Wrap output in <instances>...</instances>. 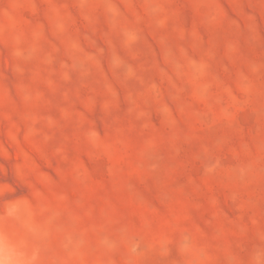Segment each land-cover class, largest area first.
Listing matches in <instances>:
<instances>
[{
  "label": "rangeland",
  "instance_id": "rangeland-1",
  "mask_svg": "<svg viewBox=\"0 0 264 264\" xmlns=\"http://www.w3.org/2000/svg\"><path fill=\"white\" fill-rule=\"evenodd\" d=\"M0 264H264V0H0Z\"/></svg>",
  "mask_w": 264,
  "mask_h": 264
}]
</instances>
